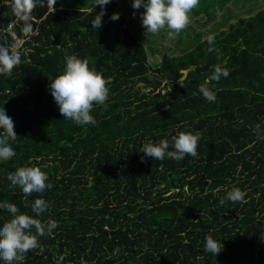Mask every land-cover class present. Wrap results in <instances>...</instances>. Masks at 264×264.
<instances>
[{
	"label": "trees",
	"instance_id": "trees-1",
	"mask_svg": "<svg viewBox=\"0 0 264 264\" xmlns=\"http://www.w3.org/2000/svg\"><path fill=\"white\" fill-rule=\"evenodd\" d=\"M236 2H207L204 12L221 11L218 20L212 9L203 20L210 34L179 52L168 48L153 64L117 0L105 6L100 29L91 23L100 6L57 0L54 11L38 0L25 22L13 0H0V46H14L9 22L20 36L37 27L11 75L0 74V108L17 133L9 140L16 155L0 161V202L58 224L23 264H264V139L254 131L259 124L264 136V0L232 11ZM69 55L109 81L106 104L92 110L94 125L64 120L49 90ZM216 66L229 75L207 85L216 95L209 102L199 87ZM182 131L201 134L197 156L154 160L139 152L165 139L172 151ZM29 166L46 172L53 187L25 200L7 177ZM233 188L244 201L221 204ZM37 198L49 204L38 217ZM10 219L0 209V227ZM209 235L221 242L217 257L204 251Z\"/></svg>",
	"mask_w": 264,
	"mask_h": 264
},
{
	"label": "clouds",
	"instance_id": "clouds-1",
	"mask_svg": "<svg viewBox=\"0 0 264 264\" xmlns=\"http://www.w3.org/2000/svg\"><path fill=\"white\" fill-rule=\"evenodd\" d=\"M38 0H13L11 5L13 13L20 19L27 22L30 14L36 7ZM57 0H47V5L55 11ZM112 0H95L94 7L100 6L101 11L95 15L91 21L93 29H100L103 23V16L106 13L105 6ZM200 3V0H133L132 8L145 10L141 14L142 26L146 29V34L158 35L163 29L167 28L179 34L190 23V13ZM135 15V13H134ZM111 20L119 19V13H114ZM26 30L31 26L26 24ZM212 38H209L211 43ZM59 46V45H57ZM66 67L62 74L55 79L49 78V90L54 101L59 107L60 114L64 120H71L78 126L94 125L96 120L91 114L95 105H105L109 96V81L102 73L89 67L87 59L78 58L75 55L65 56ZM20 63V55L15 46H0V74L10 76L14 67ZM227 77V70H222L216 66L214 72L204 84L199 87L200 93L209 102H215L216 95L207 85L220 76ZM183 87L182 84H180ZM0 161H7L13 158L16 153L9 144V140H15V123L7 114L5 108H0ZM254 131L260 136V125H255ZM200 133L179 132L174 136L173 148L169 151V141L161 140L159 144L145 143L139 152L144 153L145 157L154 160H163L166 156L177 161L183 160L186 156H197L198 141ZM144 162V157H142ZM11 187L22 189L25 200L33 193H44L51 189L53 185L48 183V175L40 167H20L7 177ZM245 193L239 188H233L227 192L226 197L220 203L226 201L243 202ZM49 208L48 202L43 198H37L31 204L32 212L40 216ZM0 209L7 210L11 214V219L0 227V260L5 264H23L26 254L29 251L40 247L38 237L52 235L58 224L54 220L42 222L26 213H21L19 208L7 201L0 202ZM33 229L35 232L33 233ZM221 242L213 239L212 236L206 237L204 251L214 256L222 252Z\"/></svg>",
	"mask_w": 264,
	"mask_h": 264
},
{
	"label": "rangeland",
	"instance_id": "rangeland-1",
	"mask_svg": "<svg viewBox=\"0 0 264 264\" xmlns=\"http://www.w3.org/2000/svg\"><path fill=\"white\" fill-rule=\"evenodd\" d=\"M117 1L119 3L118 10L122 14H125L128 20L129 18L131 20L133 19L132 23L130 24V27L135 34L141 36L138 38L141 42L145 43L148 49L149 58L151 57L152 60L154 59L156 60V61L150 60L151 63L153 64L160 62L162 58H165L169 54L166 51L168 48L171 50L175 49L176 52H179L188 45H191L194 42H196V39L198 37L203 38L205 35L210 34V32L208 31L209 26L205 27L206 24L203 23V20L207 19V14L210 13V9H212L210 8L208 9L207 12H204L203 7L206 6L207 2H209L210 0H200L199 5L196 8H194L189 14L190 15L189 25L179 34L165 28L158 35L147 34L149 35L148 37H145L146 29L142 26V21H141V14L145 10L142 7L138 10L133 9L132 8L133 0H117ZM233 1L236 2V0ZM251 1L239 0L236 2V7L232 4H228V6L232 11H236L238 10L239 7H242L244 9L247 5H249ZM94 3L95 0H61L62 6L67 8L82 7L87 9L93 6ZM212 10H213V20L216 21L219 19V13L221 11L217 6H214ZM186 42H188V44ZM154 51L156 53H159V55H157L156 53L154 54L153 53Z\"/></svg>",
	"mask_w": 264,
	"mask_h": 264
},
{
	"label": "built area",
	"instance_id": "built-area-1",
	"mask_svg": "<svg viewBox=\"0 0 264 264\" xmlns=\"http://www.w3.org/2000/svg\"><path fill=\"white\" fill-rule=\"evenodd\" d=\"M33 20L36 21L37 19L33 18ZM13 27H14V22L11 21L6 25L4 30L5 32H8L11 39L14 41L15 49L20 55V50L23 48L24 42L29 38L30 34L37 32V27L33 31L24 32L22 36L18 35L13 29Z\"/></svg>",
	"mask_w": 264,
	"mask_h": 264
},
{
	"label": "water",
	"instance_id": "water-1",
	"mask_svg": "<svg viewBox=\"0 0 264 264\" xmlns=\"http://www.w3.org/2000/svg\"><path fill=\"white\" fill-rule=\"evenodd\" d=\"M181 71H182V73H183V76H182V77H184V76L186 75L188 69H181ZM170 75H172V74H170Z\"/></svg>",
	"mask_w": 264,
	"mask_h": 264
}]
</instances>
